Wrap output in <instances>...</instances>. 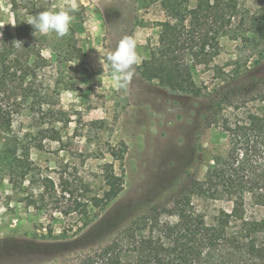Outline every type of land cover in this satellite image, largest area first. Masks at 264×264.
<instances>
[{
  "label": "rangeland",
  "instance_id": "rangeland-1",
  "mask_svg": "<svg viewBox=\"0 0 264 264\" xmlns=\"http://www.w3.org/2000/svg\"><path fill=\"white\" fill-rule=\"evenodd\" d=\"M237 14L264 6V0H235ZM78 8L69 12L77 43L87 58L85 68L94 73L92 81L82 66L64 63L81 98L89 102L105 121L112 119L113 100L123 95L128 105L118 118L111 137L113 144L124 143L122 168L124 186L88 225L82 226L79 216L71 213L59 218L48 205V198H40L35 184L48 176L58 182L63 164L77 167V174L86 182L102 187L101 170L97 161L77 157L62 149L57 141L45 137L52 116L42 114L33 106L34 123L30 126L29 105L12 118V131L21 136L22 145H29L31 167L23 179L9 184L10 173L2 168L0 154V264H53L66 262L77 255L105 245L129 223L153 206L169 205L184 189L188 178H202L212 163V156L225 154L227 134L222 128L224 119L233 123L264 105V57L251 59L241 69L235 68L238 40L219 37V50L204 73L194 74L199 85L206 87L204 96L171 92L147 81L133 66L131 80L123 88H116L106 59L120 40L131 37L136 41L139 59L145 55L144 44L156 36L159 23L165 19L160 0H75ZM73 0H0V38L6 31H14L17 20L23 25L30 16L42 11L68 10ZM189 5L196 0H188ZM56 43V42H55ZM264 49V41L262 43ZM49 60L51 51L43 49ZM54 62L39 72L41 92H51L54 79L61 71ZM63 71V70H62ZM78 95L57 93L62 108H77ZM59 127V125H56ZM35 128V129H34ZM43 128V129H41ZM62 135H74V151L84 150V132L73 123L60 128ZM101 142L106 132L100 134ZM77 141L80 143L77 144ZM41 142L42 148L35 146ZM117 172L120 163L107 155ZM193 211L208 225H214L224 213L233 208L231 198L221 194L216 198L192 195ZM243 220L247 225L243 224ZM245 228V229H244ZM250 229V230H249ZM248 230V231H247ZM229 236L244 238L248 233L264 246V203L245 195L243 216H231L226 226Z\"/></svg>",
  "mask_w": 264,
  "mask_h": 264
},
{
  "label": "trees",
  "instance_id": "trees-1",
  "mask_svg": "<svg viewBox=\"0 0 264 264\" xmlns=\"http://www.w3.org/2000/svg\"><path fill=\"white\" fill-rule=\"evenodd\" d=\"M165 19L159 23L156 36L145 44V55L136 65L137 74L144 80H157L171 92L204 96L206 87L199 85L194 74L204 73L219 50V37L239 41L236 46L235 68L241 69L251 59L264 57V6L237 14L235 0H160ZM17 20L15 30L6 31L0 38V154L2 168L10 173L9 184L24 178L31 167L29 145H22L21 136L12 131V118L22 106L29 105L30 126L34 123V107L52 120L45 137L57 141L60 147L77 157L97 161L105 189L86 182L77 174V167L63 164L58 182L44 176L35 184L40 198H48L54 216L62 221L71 213L79 216L82 226L88 225L123 189L122 162L126 152L124 143L113 144L115 124L128 105L127 95L113 100L110 121H105L95 107L81 98L68 69L62 64H76L94 81L91 70L85 68L87 58L77 43L75 30L70 25L67 35L56 37L34 32L31 25ZM20 41L21 47L16 44ZM56 42V43H55ZM43 49L51 51L49 60ZM54 62L61 70L54 79L51 92L45 87L39 72ZM57 93L78 95L77 108H62ZM73 123L84 132V150L74 151V135L63 136L61 129ZM56 125H59L56 126ZM222 128L227 134L225 154L212 156V163L202 178L192 175L184 189L169 205L153 206L133 219L120 234L103 246L62 263L53 264H264V246L248 233L244 238L229 236L226 226L231 216L242 219L245 195L264 203V105L245 119L233 123L226 119ZM35 129V128H34ZM43 129V128H41ZM106 139L101 142V132ZM80 143L77 141V144ZM35 146L42 148L41 142ZM119 161L120 172L113 162ZM216 198L221 194L233 202L230 213H224L214 225H208L192 209L191 196ZM243 224L247 223L243 220ZM245 229V228H244ZM250 230V229H249ZM248 231V230H247Z\"/></svg>",
  "mask_w": 264,
  "mask_h": 264
},
{
  "label": "clouds",
  "instance_id": "clouds-1",
  "mask_svg": "<svg viewBox=\"0 0 264 264\" xmlns=\"http://www.w3.org/2000/svg\"><path fill=\"white\" fill-rule=\"evenodd\" d=\"M78 8L77 3L73 0L68 10L61 11H42L29 17L26 21L32 26L34 32L41 35H49L54 33L56 37H64L68 34L72 17L69 12H74ZM17 47H21L22 43L18 41ZM110 70L111 79L116 88H123L131 80L133 66L140 63V59L136 52V41L131 37H126L118 43L115 50L110 52L106 57Z\"/></svg>",
  "mask_w": 264,
  "mask_h": 264
}]
</instances>
